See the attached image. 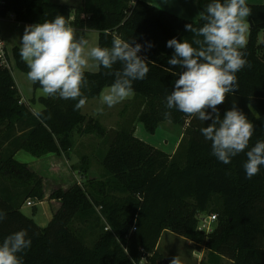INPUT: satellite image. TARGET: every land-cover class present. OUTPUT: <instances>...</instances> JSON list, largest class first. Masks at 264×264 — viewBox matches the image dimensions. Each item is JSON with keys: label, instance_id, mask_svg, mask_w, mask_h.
I'll use <instances>...</instances> for the list:
<instances>
[{"label": "trees", "instance_id": "16d2710c", "mask_svg": "<svg viewBox=\"0 0 264 264\" xmlns=\"http://www.w3.org/2000/svg\"><path fill=\"white\" fill-rule=\"evenodd\" d=\"M211 0H197L202 13ZM248 17L250 30L243 49L248 65L236 75L238 91L218 106L220 116L235 103L255 130L248 148L224 164L212 155L211 142L200 129L211 121L166 107V96L182 71L168 64L174 49L172 38L191 41L185 24L202 25L182 18L144 0H81L78 5L51 0H7L1 16L13 14L19 22L37 24L64 16L73 26L97 30L98 46L111 47L113 38L135 39L153 45L139 53L149 62V73L133 82L134 97L142 99L132 122L121 125L101 160L103 175L88 178L91 156L80 158L78 169L87 178L86 187L74 183L68 189L52 191L48 198L61 203L49 223L42 227L21 208L28 199L43 201V179L26 163L15 158L24 150L35 157L67 153L74 147L75 133L104 137L107 128L94 117L75 109L77 100L40 96L44 108L37 118L23 102L11 69L0 66V243L12 233L27 231L31 246L17 255L22 264H152L161 260L158 242L164 231L185 237L195 246L208 249V261L220 264L223 258L233 264H264V166L258 174L246 177V152L264 140V3L252 4ZM12 54L16 66L28 73L20 57V47ZM122 66L116 64L113 70ZM171 68L172 71H165ZM110 70H85L87 85L81 91L89 99L99 97L114 82ZM34 91L41 89L33 83ZM35 100L34 97H32ZM130 108L127 104L122 115ZM135 109V107H133ZM210 111V110H209ZM170 112V118L165 113ZM164 121L184 128L173 154L135 135V122L154 134ZM215 213L217 225L210 233L198 228V215ZM105 220L100 224V220ZM76 220L100 226L89 246L74 227ZM109 229H105L106 227ZM134 228V230H132ZM132 230V231H131Z\"/></svg>", "mask_w": 264, "mask_h": 264}, {"label": "clouds", "instance_id": "9594fccd", "mask_svg": "<svg viewBox=\"0 0 264 264\" xmlns=\"http://www.w3.org/2000/svg\"><path fill=\"white\" fill-rule=\"evenodd\" d=\"M251 13L246 0H211L200 13L201 26L185 24V30L192 33L191 41L172 38L166 43L174 49L168 64L182 69L179 73L172 72L179 78L174 82V90L166 96V107L203 122L211 121L200 131L211 142L212 155L224 164L248 148L255 130L235 103L223 118L218 108L229 94L238 91L236 74L248 65L243 49ZM20 44V57L29 69L27 78L39 83L45 96L77 100V110L87 103L81 89L87 85L85 70L90 61L96 67L110 70L108 74L114 76V82L101 94V103L113 107L133 94L134 81L145 79L149 73L147 57L139 53L153 46L151 42L141 44L116 36L110 48L98 45L89 48V41L82 35L77 37V30L61 15L26 26ZM116 64L122 67L113 70ZM35 115L40 118L42 113ZM170 116V112L165 113L166 118ZM246 156L243 167L246 177L251 178L264 166V140L257 141ZM5 218L6 214L0 210V221ZM26 237L27 231L20 230L3 239L0 264H22L17 254L32 243ZM171 264H180L179 258L174 257Z\"/></svg>", "mask_w": 264, "mask_h": 264}, {"label": "rangeland", "instance_id": "374dc122", "mask_svg": "<svg viewBox=\"0 0 264 264\" xmlns=\"http://www.w3.org/2000/svg\"><path fill=\"white\" fill-rule=\"evenodd\" d=\"M57 3H69L73 5H78L81 3V0H51ZM189 14V12H188ZM190 15V14H189ZM197 19V18H196ZM248 20V19H247ZM13 21V22H12ZM11 22H7V26L4 27L5 42L7 48L12 54V49L14 46L21 47V38L24 33L25 26H18V21L12 18ZM249 22V21H248ZM250 30L246 34V39L248 40ZM92 33L91 35H93ZM90 35V36H91ZM93 38V37H92ZM264 39V30H261L259 33V40ZM90 43V41H89ZM93 46L98 45V40H96V45L92 40ZM13 55V54H12ZM99 67L95 66V69L91 71H97ZM11 72L15 79L16 85L20 91V95L24 103H26L33 112L34 104L32 97L35 95H42V90L37 89L34 91L33 82L27 78V73L21 71L16 66L14 57H11ZM109 88V87H108ZM104 89L103 92H106L107 89ZM142 99L135 98L134 95L129 96L127 99L121 103L108 107L106 104L101 103V95L89 99L85 106L82 108V112L87 117H94L98 119L106 128L107 134L104 137H97L95 135H82L75 133L74 135V147L67 153H49L46 155L52 154L55 157H58L61 161L59 164H56V169L59 172L56 177L51 175V171L47 166V158L44 156L35 157L27 151L21 150L20 153L15 155V158L23 163H26L28 167L33 170L35 173L40 175L43 179V187L45 196L43 201L32 198L34 202L33 206L25 204L21 208V211L33 218L36 223L42 227L46 226L53 217V210L55 203L52 199L48 198L49 194L57 189H68L74 183H79L83 187H86L87 178L85 175L78 169V164L80 158L84 154L91 156V168L89 169L88 178H99L103 175V167L101 160L106 154L110 142L115 136L116 130L123 124L132 122L134 118L133 115L137 109L142 108ZM127 104H130V108L122 115L124 108ZM135 107V109L133 108ZM102 108V112L97 110ZM185 127L177 126L170 121L162 122L157 131L154 134H151L146 131L143 124L140 122L135 123V135L142 140L146 141L149 144H152L156 147L162 148L165 147L166 140L169 142V146L173 145L175 139L182 137ZM166 148V147H165ZM42 158V159H41ZM36 160V162L31 163V161ZM43 160H46L45 162ZM31 163V167L29 166ZM45 165V167H44ZM44 175V176H43ZM53 209V210H52ZM201 214H212L208 212H203ZM199 215V217H200ZM93 222H80L76 220L74 227L80 233L87 245L91 246L95 242L98 233L100 231V226H96ZM105 220L101 218L100 224H104ZM217 224V220L214 223V226ZM158 251L161 254V260L157 261V264H171V260L174 257H178L180 264H211L212 262L208 261V249L204 246H195L192 242L185 237L177 235L172 231H164L161 235L158 242ZM142 264H152L151 261L144 259ZM221 264H233L228 258H223Z\"/></svg>", "mask_w": 264, "mask_h": 264}, {"label": "crops", "instance_id": "0c3cea01", "mask_svg": "<svg viewBox=\"0 0 264 264\" xmlns=\"http://www.w3.org/2000/svg\"><path fill=\"white\" fill-rule=\"evenodd\" d=\"M144 1H146V2H148L150 4H153V5L157 6L160 9H164V10L170 11L172 13H175L176 15H178V16H180L182 18H186V19H189V20H197L200 17V12H199V9H198V6H197V0H144ZM246 1L249 2V3H252V4H263L264 3V0H246ZM188 12H189L190 15L188 14ZM12 18H14V15H12L11 17L9 16V17H7V18H5V19H3L1 21L0 26H1V29H2L3 35H4V29H5L4 27L7 26V22H11L12 21ZM17 25L18 26L24 25L26 27L28 25H33V24L23 23V22H19L18 21ZM74 28L77 30V37L82 35L85 39L90 41V43L88 44L89 48L93 46L92 40L94 42V45H96V40L99 39V32L97 30H92V29H87V28H79V27H74ZM92 33H94V34L91 35ZM4 37H5V35H4ZM93 69H95V62H91L90 61V66L86 70H90L91 71ZM106 88H108V87H106ZM132 95H134V93ZM40 96H45V95L44 94L35 95V100L33 101L35 113L40 111V110H42L44 108L43 104L38 101V98ZM180 139H181V137L175 139V141L173 142L172 146H169V142H168V140H166V142H165L166 144H164V146L166 148L162 147L160 149L164 150L165 152H167L169 154H173L176 151V149H177V146H178V143H179ZM157 148H159V147H157ZM18 153H20V151H18ZM45 157H48L47 158V162H48L47 166L49 167V170L51 171V175H54L56 177L57 174L59 175V172L56 169V166H57L56 164H59L61 160L58 157L53 156L52 154L46 155ZM43 161L45 162L46 160H43ZM34 162H36V160L31 161V163H34ZM31 163H29V166L31 165ZM44 167H45V165H44ZM53 202L55 203V207H54V210L53 209L52 210H53V213H55L59 209L61 203L59 201H57V200H53ZM24 204H23V206H24ZM221 263H222V261H221Z\"/></svg>", "mask_w": 264, "mask_h": 264}, {"label": "built area", "instance_id": "2783aa9c", "mask_svg": "<svg viewBox=\"0 0 264 264\" xmlns=\"http://www.w3.org/2000/svg\"><path fill=\"white\" fill-rule=\"evenodd\" d=\"M6 1L7 0H0V11L4 8V6L6 5ZM13 14H10L8 16H1L0 15V23L3 19L7 18V17H11ZM11 57H13L12 54H10L6 42H5V38L0 26V66L2 67H6L11 69ZM26 204L29 206H33L34 202L32 201V199H28L26 201ZM200 215V214H199ZM198 215V228L199 230L204 231L205 233H210L212 232L216 225L214 226L215 221L217 220V215L215 213L212 214H201L200 217ZM105 229H109V227L107 226ZM132 230H134V228H132ZM131 230V231H132ZM138 264H142V261Z\"/></svg>", "mask_w": 264, "mask_h": 264}]
</instances>
